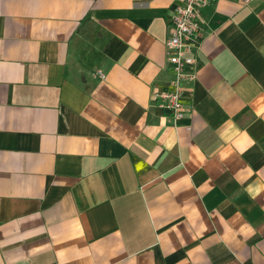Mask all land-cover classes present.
Listing matches in <instances>:
<instances>
[{
  "label": "crops",
  "instance_id": "crops-1",
  "mask_svg": "<svg viewBox=\"0 0 264 264\" xmlns=\"http://www.w3.org/2000/svg\"><path fill=\"white\" fill-rule=\"evenodd\" d=\"M0 0V264H264V1ZM99 73L104 74V78Z\"/></svg>",
  "mask_w": 264,
  "mask_h": 264
},
{
  "label": "built area",
  "instance_id": "built-area-1",
  "mask_svg": "<svg viewBox=\"0 0 264 264\" xmlns=\"http://www.w3.org/2000/svg\"><path fill=\"white\" fill-rule=\"evenodd\" d=\"M220 1L223 0H184L174 10L171 34L167 41L168 62L172 66L174 77L171 88L156 95L159 107L168 113V122L174 127L187 113L182 101L183 85L196 78L195 48L202 29V11ZM241 1L250 3L254 0ZM99 74L104 78V74Z\"/></svg>",
  "mask_w": 264,
  "mask_h": 264
}]
</instances>
